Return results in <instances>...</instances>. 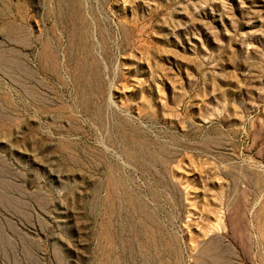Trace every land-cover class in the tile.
<instances>
[{
  "label": "rangeland",
  "instance_id": "374dc122",
  "mask_svg": "<svg viewBox=\"0 0 264 264\" xmlns=\"http://www.w3.org/2000/svg\"><path fill=\"white\" fill-rule=\"evenodd\" d=\"M0 264H264V0H0Z\"/></svg>",
  "mask_w": 264,
  "mask_h": 264
}]
</instances>
